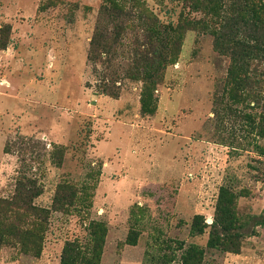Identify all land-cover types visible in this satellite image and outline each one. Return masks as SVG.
<instances>
[{
    "label": "rangeland",
    "instance_id": "obj_1",
    "mask_svg": "<svg viewBox=\"0 0 264 264\" xmlns=\"http://www.w3.org/2000/svg\"><path fill=\"white\" fill-rule=\"evenodd\" d=\"M2 216L0 264H264V0H0Z\"/></svg>",
    "mask_w": 264,
    "mask_h": 264
},
{
    "label": "trees",
    "instance_id": "obj_2",
    "mask_svg": "<svg viewBox=\"0 0 264 264\" xmlns=\"http://www.w3.org/2000/svg\"><path fill=\"white\" fill-rule=\"evenodd\" d=\"M135 3H138V0H134ZM146 21H147V29L148 37L150 40L154 39V37H157L158 39L160 36L163 38L164 32L167 31V28L165 26H162L159 24L158 20L155 17H151L150 14L146 16ZM223 196V195H222ZM221 196V198H222ZM222 203L220 202L219 208H221ZM196 218H200V216H197ZM3 219H7L4 216L2 218L0 217V249L2 245L6 243L7 238H13V239H18L21 238L22 236L25 235H30L31 238H33V244H34V249H35V254L39 255L40 253L38 252V248L40 245L38 242L43 241V233H39V230H36V226L34 223L31 225H28V229H23V228H17L16 226H13L12 223L9 225H3ZM10 221V220H8ZM194 231L202 232L199 228L194 225L193 228ZM103 234L99 237V243H102L103 239ZM212 246L213 244L210 243ZM101 249V246L98 247V250ZM97 250V249H96ZM94 253V257L91 260H88L85 264H99L100 262V251ZM80 254V251L78 250V247L74 245V243H68L66 244V247L63 251V256H62V264H69L70 258L75 259L77 256ZM203 260V252L202 250H199L195 247H190L184 254L182 263L181 264H202Z\"/></svg>",
    "mask_w": 264,
    "mask_h": 264
}]
</instances>
